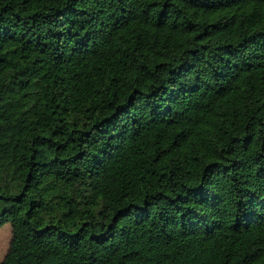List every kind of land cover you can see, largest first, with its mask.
<instances>
[{
    "label": "trees",
    "instance_id": "16d2710c",
    "mask_svg": "<svg viewBox=\"0 0 264 264\" xmlns=\"http://www.w3.org/2000/svg\"><path fill=\"white\" fill-rule=\"evenodd\" d=\"M13 215L81 264H264V0H0Z\"/></svg>",
    "mask_w": 264,
    "mask_h": 264
},
{
    "label": "rangeland",
    "instance_id": "374dc122",
    "mask_svg": "<svg viewBox=\"0 0 264 264\" xmlns=\"http://www.w3.org/2000/svg\"><path fill=\"white\" fill-rule=\"evenodd\" d=\"M51 247L64 264H81L78 253L51 242L32 243L25 235L17 216L0 218V260L3 264H31V259L41 248Z\"/></svg>",
    "mask_w": 264,
    "mask_h": 264
}]
</instances>
